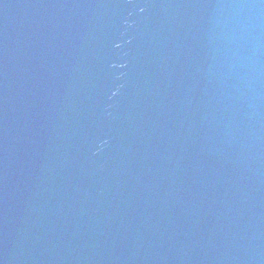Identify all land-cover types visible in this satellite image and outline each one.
<instances>
[{
    "label": "water",
    "instance_id": "obj_1",
    "mask_svg": "<svg viewBox=\"0 0 264 264\" xmlns=\"http://www.w3.org/2000/svg\"><path fill=\"white\" fill-rule=\"evenodd\" d=\"M0 264H264V0H0Z\"/></svg>",
    "mask_w": 264,
    "mask_h": 264
}]
</instances>
